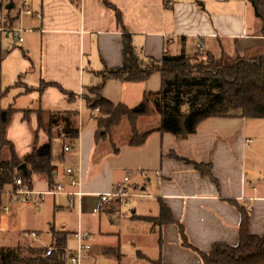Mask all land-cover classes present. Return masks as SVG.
<instances>
[{
  "label": "crops",
  "instance_id": "0c3cea01",
  "mask_svg": "<svg viewBox=\"0 0 264 264\" xmlns=\"http://www.w3.org/2000/svg\"><path fill=\"white\" fill-rule=\"evenodd\" d=\"M108 1L121 12L124 27L142 59L160 61L183 49L189 53L194 50L211 53L217 58L227 55L246 61L264 55L262 22L256 18L249 0ZM31 8L41 12L43 18L27 16L21 21L27 30L23 34L27 43L24 55L31 65L23 77L26 81L22 83L23 91L11 98L9 107L17 112L8 127L7 140L20 160L32 152L36 132L39 147L49 143L48 135L38 131L35 113L28 120L24 119L27 110L78 112L81 133L75 151L67 156H64V147L69 142L60 139L63 145L58 154L63 161L56 166L54 184L50 185L42 175H34L32 189L46 191L56 182L67 185L70 181L67 169L81 167L85 206L99 207V196L113 192L116 184L127 175L136 189L145 192L147 197L140 199H155L149 207L141 208L139 215L137 208L131 211L130 231L126 234L105 232L100 222L90 231L94 241L101 243L93 247L92 264H98L100 259L110 264H204L197 252L182 246L177 225L158 228L150 222L134 219V216L157 218L161 201L184 227L190 244L203 253H209L217 243L239 245L241 215L237 205L250 213V234L264 237V154L254 159L248 157L253 142H248L252 139L248 135L247 119L211 118L202 122L196 133L187 139L154 132L146 145L138 149L128 145L127 132L124 137L116 135L108 141L97 140L96 113L86 106L82 96L102 84L104 74L122 64V30L115 14L103 0H81L79 7L68 0H34ZM15 14V11L10 12L11 17ZM2 38L11 37L0 33V41ZM30 77L34 78L32 83ZM42 83L56 84L76 94L78 99L70 103L68 97L54 87L46 88L40 98ZM161 86L159 74L138 84L109 80L104 84L102 95L115 105L122 103L134 108L142 102L145 93H157ZM145 123L153 126L144 129ZM159 125L157 115L139 119L141 132L156 130ZM11 157V147H4L2 160L9 161ZM185 160L211 164L214 179L202 176ZM135 176L142 178L141 186L133 181ZM149 189L152 192H147ZM1 196L0 233L17 226L23 238L13 247L5 248L21 244L52 248L54 232L67 233L69 239L75 232V229H68L67 224L51 226L47 233L49 243H38L43 232L35 229V218L31 214L32 208L40 210L38 200L31 206L10 207L6 213L4 207L8 198ZM66 200L69 203L67 197ZM115 211L107 212L112 224H115L112 219ZM141 222L150 226L141 228L138 226ZM32 232L38 237L26 235ZM114 235L120 238L118 247L114 245ZM74 248L75 244L67 250L70 252Z\"/></svg>",
  "mask_w": 264,
  "mask_h": 264
},
{
  "label": "trees",
  "instance_id": "16d2710c",
  "mask_svg": "<svg viewBox=\"0 0 264 264\" xmlns=\"http://www.w3.org/2000/svg\"><path fill=\"white\" fill-rule=\"evenodd\" d=\"M68 1L77 7L81 4V0ZM103 2L114 12L116 23L122 30V64L104 74L102 84L92 87L88 94L82 96L89 109L99 110L97 140L110 138L113 130L124 120L130 127L128 145L135 149L144 147L154 132L187 139L196 133L202 122L211 118L264 120V55L246 61L235 60L226 55L217 58L201 51L189 53L183 49L177 55L165 56L160 61L142 59L133 44L132 36L124 27L121 12L108 0ZM249 2L254 7L256 18L262 22L261 34L264 35V0ZM10 51H4L0 47V70ZM155 74H159L162 79L160 91L145 93L142 102L134 108L122 103L115 105L102 95L106 81L138 84L148 81ZM49 87L60 90L70 103L78 99L76 94L67 92L56 84L42 83L40 95ZM16 112L12 107L0 109V192L13 187L17 179L32 188L34 175L46 177L50 185H53L56 166L63 161V157L54 155L53 142L60 139L54 129H61L64 141H77L80 133L79 113L45 112L41 109L36 112L24 111L26 120L33 113L37 115L38 131H44L48 135L49 143L39 147L36 132L32 152L20 160L13 145L7 140L8 127ZM27 114L29 116L26 117ZM155 115L160 117L159 128L141 133L138 129L139 119ZM6 146H10L12 150L9 161L1 158L2 149ZM185 161L192 164L202 176L214 179L211 164ZM159 205L160 215L157 218L134 216V219L150 222L158 228L167 224L177 225L182 246L197 252L204 264H264V237L250 234V213L239 205V245L234 247L217 243L209 253H203L192 246L184 227L176 222L170 209L162 201ZM53 238L52 248H59V251H53L51 255H47L49 248H35L30 244H21L16 248L0 247V264H66L69 234L54 232ZM162 242L160 235V246Z\"/></svg>",
  "mask_w": 264,
  "mask_h": 264
},
{
  "label": "rangeland",
  "instance_id": "374dc122",
  "mask_svg": "<svg viewBox=\"0 0 264 264\" xmlns=\"http://www.w3.org/2000/svg\"><path fill=\"white\" fill-rule=\"evenodd\" d=\"M25 36L26 35L23 36L24 39L26 38ZM0 42H1L0 45L2 46V49L4 51H8L9 49L11 50L9 55L4 60L0 70V109H7L10 105L11 98L14 95L18 94L19 92L23 91L22 83L23 82L26 83L25 78L23 77H25L26 73L28 72V68L31 65V61L28 58H26V56L24 55L25 54L24 52L27 51L26 49L27 43H25V40L24 43L20 44L17 43L13 38H8V39L2 38ZM13 46H15L16 48L13 49ZM190 53H195V51L192 50L190 51ZM201 53H205V52H201ZM33 80L34 78L30 77L29 81L31 83ZM58 91L61 93L60 90ZM44 92L41 95L39 94L40 98L43 97ZM89 95L92 98H94V95L90 93ZM27 116H29V114H27L26 117ZM98 118H99V114L97 116V119ZM247 122L249 125L248 135L251 137L253 142L250 145L251 149L250 148L248 149L249 153L252 151V153H250L248 157H252L254 159L256 156H261L262 154H264V120H247ZM151 123L149 124L145 123L143 124L142 127L144 129L149 128L153 126L150 125ZM26 124L28 127L30 126L28 123ZM138 129H139V123H138ZM54 130H55V134L58 135L61 140H63V137L61 136V129L56 128ZM126 132L130 136L129 123L124 120L118 128L113 130L110 138H114L116 135L120 137H124L126 135ZM108 138L105 139L104 141H108L109 140ZM60 139H55L53 142L55 157H60L61 155L58 154L63 145ZM75 149L73 151H75ZM64 154H63L64 156H67V153ZM248 161L251 162L250 159ZM133 181L140 184V186L143 183L142 178H140L139 176H135L133 178ZM58 183H62V182H56V184ZM147 192H152V189H149ZM154 200L155 199H140V198L133 199L132 202L127 206L121 207L119 210L116 209L114 213L115 216L112 218L113 220H115V224L111 223L110 221L111 217L110 218L108 217L109 216L108 213L105 212L103 208H101L100 206L99 207L85 206L83 202H82L81 217L79 218L77 209H73V210L69 209L67 206L68 201L66 200V197H62V196H55V197L47 196L43 202L38 201L37 204H39L40 210L37 212L35 211L36 207L32 208L31 214H33L35 218V224H36L35 229L37 231L43 232L41 242L38 241V243H43L44 245H47L49 243V236L47 233H49V229L51 228V226L58 227L62 224H67V228L70 230L75 229V232L77 231L78 226L80 224L81 229L84 232L90 234V231L91 230L94 231L100 222L101 227L105 232L126 234L127 232L130 231L129 226L131 223L129 221V217L131 216V211L134 208H137L139 215L142 211L141 208L149 207L148 204L150 202L151 203L155 202ZM16 206H22V205H12L10 207L12 209L15 208ZM125 215L128 216L125 217ZM138 226H140L141 228H147L150 225L148 223L141 222L139 223ZM16 229L17 226L11 227L8 229L9 232L7 233L4 232V234H1L3 230L1 231L0 233L1 247H13L16 242L23 241L22 235ZM112 237L116 238L115 239L116 242H114V245L118 247L120 238H118L117 235L116 236L114 235ZM89 241L93 247L101 245V243L94 241V238L91 236V234ZM74 244H75L74 238L71 237L68 242V247L74 246ZM128 249L132 250L131 247H128ZM92 262L93 259H91L88 262V264H92ZM97 263L110 264L109 261H102V259L98 260Z\"/></svg>",
  "mask_w": 264,
  "mask_h": 264
},
{
  "label": "built area",
  "instance_id": "2783aa9c",
  "mask_svg": "<svg viewBox=\"0 0 264 264\" xmlns=\"http://www.w3.org/2000/svg\"><path fill=\"white\" fill-rule=\"evenodd\" d=\"M33 1L34 0H2V7L0 9V33L7 34L17 43L22 44L24 42L23 34L27 31L21 23L22 19L27 16H35L39 20L43 18L41 12H35L31 8ZM11 2L14 3V9L8 10L6 7ZM167 4L172 6L173 2H168ZM11 11L16 12L14 17L10 16ZM14 21H19V24H14ZM95 113L94 118H97L99 110L97 109ZM80 135L81 133H79V139ZM79 139L77 141H70L64 147V153L72 152L78 146ZM248 142L251 143L252 141L249 140ZM66 174L70 178L67 185L58 183L46 191H36L27 186L21 179H17L13 187L0 192L8 198V204L4 207V211L8 213L12 205L31 206L37 200L43 202L47 196H65L69 199L68 208L71 210L77 209L79 217H81L82 198L85 195L82 190V168H69ZM99 197L100 207L103 208L105 212H110V210H119L121 207L127 206L133 199L145 198L147 196L136 189L132 183L131 177L127 175L116 184L113 192ZM26 235L33 238L38 237L34 232ZM72 237L75 241V248L70 252L66 249V264H88L93 254V246L89 241L90 234L84 232L79 224L77 231L73 233ZM53 251L57 252L59 248H49L47 255H51Z\"/></svg>",
  "mask_w": 264,
  "mask_h": 264
},
{
  "label": "water",
  "instance_id": "95a60500",
  "mask_svg": "<svg viewBox=\"0 0 264 264\" xmlns=\"http://www.w3.org/2000/svg\"><path fill=\"white\" fill-rule=\"evenodd\" d=\"M6 8H7L8 10H12V9H14V3L11 2L10 4L7 5ZM133 213H135V211H134Z\"/></svg>",
  "mask_w": 264,
  "mask_h": 264
}]
</instances>
